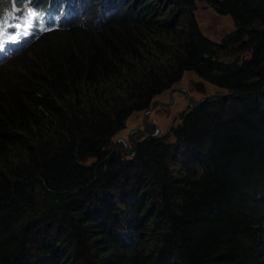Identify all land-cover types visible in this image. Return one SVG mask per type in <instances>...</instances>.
<instances>
[{
    "label": "trees",
    "instance_id": "16d2710c",
    "mask_svg": "<svg viewBox=\"0 0 264 264\" xmlns=\"http://www.w3.org/2000/svg\"><path fill=\"white\" fill-rule=\"evenodd\" d=\"M34 8L56 25L6 46ZM0 28V66L50 53L0 98V264H264V0H6ZM186 72L226 93L112 149Z\"/></svg>",
    "mask_w": 264,
    "mask_h": 264
},
{
    "label": "rangeland",
    "instance_id": "374dc122",
    "mask_svg": "<svg viewBox=\"0 0 264 264\" xmlns=\"http://www.w3.org/2000/svg\"><path fill=\"white\" fill-rule=\"evenodd\" d=\"M6 0H0V6L5 5ZM196 10L194 17L201 32L210 40L214 42H220V40L229 32L233 31L235 26L232 19L229 16H223L216 13L205 2L197 1L195 3ZM99 15H96V21L99 20ZM31 32V28H28L23 32L22 41H25ZM60 41H65L63 37H60ZM41 37L37 42L29 46L23 54V60L10 59L5 64L0 66V98L7 94V85H9L8 76L10 74L19 75L25 74L22 70L35 65L37 67L38 62H42L44 65L47 61H43L40 58L50 54L44 50L41 46ZM59 41V40H55ZM73 45H70V48ZM34 48V49H33ZM42 49L44 51H42ZM30 51V53H29ZM38 68V67H37ZM40 69V68H39ZM28 70V69H27ZM26 76V75H25ZM174 92L172 94V103L169 98V91L157 96L155 108L148 114L136 113L133 114L125 123V129L118 133L112 140L115 150L121 151L126 157L132 156V144L128 141V135L130 133L132 140H142L147 135L163 136L167 134L171 127L176 126L180 122L182 114H185L192 110V108L203 98L208 95H223L226 91L221 90L215 86H212L200 79H198L192 73H184L182 80L172 87ZM178 89H181L179 91ZM170 104V105H169ZM140 129L142 131H135ZM125 140L123 143H116L119 138ZM169 140H173L172 137ZM94 160H87L86 164L93 163Z\"/></svg>",
    "mask_w": 264,
    "mask_h": 264
},
{
    "label": "water",
    "instance_id": "95a60500",
    "mask_svg": "<svg viewBox=\"0 0 264 264\" xmlns=\"http://www.w3.org/2000/svg\"><path fill=\"white\" fill-rule=\"evenodd\" d=\"M178 90L181 91V89H178ZM173 92H174V88H173V89H170V91H169V98L171 99V103H172V98H173V97H172ZM231 93H232V92H231ZM231 93H230V94H231ZM212 96H216V95H208V96H204L203 98H201V100H200L196 105H198L199 103H201V102L204 101L205 99H207V98H209V97H212ZM155 104H156V101L154 100V101L152 102L150 108H149L148 110H146L144 114H148V113L152 112L153 109L155 108ZM169 105H170V104H169ZM135 131L139 132V131H142V130L137 129V130H135ZM132 133H133V132H132ZM132 133H130V134L128 135V141H130L131 144H133V142L131 141V134H132ZM148 136L153 137V135H147V137H148ZM120 140H123V141L125 142V140L122 139V138H121ZM120 140L118 139V140L116 141V143H120ZM133 145H134V144H133ZM132 155H133V153H132Z\"/></svg>",
    "mask_w": 264,
    "mask_h": 264
},
{
    "label": "built area",
    "instance_id": "2783aa9c",
    "mask_svg": "<svg viewBox=\"0 0 264 264\" xmlns=\"http://www.w3.org/2000/svg\"><path fill=\"white\" fill-rule=\"evenodd\" d=\"M153 136H156V134H154ZM121 138H119V140H120ZM124 141L123 140H120V143H123Z\"/></svg>",
    "mask_w": 264,
    "mask_h": 264
},
{
    "label": "crops",
    "instance_id": "0c3cea01",
    "mask_svg": "<svg viewBox=\"0 0 264 264\" xmlns=\"http://www.w3.org/2000/svg\"><path fill=\"white\" fill-rule=\"evenodd\" d=\"M128 120H129V119H128ZM128 120H127V121H128ZM131 141L133 142L132 137H131Z\"/></svg>",
    "mask_w": 264,
    "mask_h": 264
},
{
    "label": "bare ground",
    "instance_id": "6f19581e",
    "mask_svg": "<svg viewBox=\"0 0 264 264\" xmlns=\"http://www.w3.org/2000/svg\"><path fill=\"white\" fill-rule=\"evenodd\" d=\"M27 4V3H26ZM73 6V5H72ZM75 7V6H74ZM72 12V11H71Z\"/></svg>",
    "mask_w": 264,
    "mask_h": 264
}]
</instances>
